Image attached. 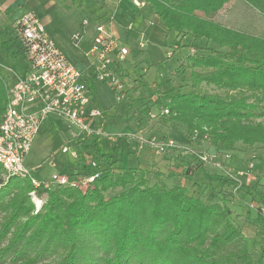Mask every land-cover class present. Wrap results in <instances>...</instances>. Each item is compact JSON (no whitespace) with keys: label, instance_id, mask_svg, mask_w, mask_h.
<instances>
[{"label":"trees","instance_id":"1","mask_svg":"<svg viewBox=\"0 0 264 264\" xmlns=\"http://www.w3.org/2000/svg\"><path fill=\"white\" fill-rule=\"evenodd\" d=\"M227 1L148 0L163 30L176 33L168 57L183 48L193 50L182 57L174 75L179 77L196 67L214 70L209 77L191 71L187 92H182L181 86L158 91V111H169L168 116L159 115L184 126L183 137L189 145H195L191 134L196 132L216 153L235 151L237 142L249 148L264 147V121L253 124L251 120L264 118V38L198 13L216 12ZM244 1L264 13V0ZM200 40L206 42L205 47L200 46ZM209 43L217 48H209ZM6 48L11 54H24L16 32L6 41ZM137 79L141 80L140 76ZM202 80L236 90L239 96L202 94L196 89L197 81ZM7 82V77L0 75V115L8 100ZM243 88L250 95L243 94ZM89 139L93 140L84 145V152L100 163L102 170L85 189L56 186L47 190L35 187L29 178L0 177V264H263L262 225L257 230L261 237L255 262L242 226L225 199L214 203L202 200L201 184L194 179L205 164L197 156L201 153L162 151L169 162L167 176L173 179L167 186L160 170L125 168L118 163L115 145L112 154L111 149L104 152L100 148L98 138ZM251 159L264 160V155ZM84 167L75 164L72 171ZM178 168L184 170L176 171ZM148 174L155 178L151 185ZM216 180L220 192L229 197L235 195L227 187H240L233 174L218 175ZM186 181L194 185L197 196L188 192ZM31 191L47 196L36 213ZM257 199L264 202V192Z\"/></svg>","mask_w":264,"mask_h":264},{"label":"rangeland","instance_id":"2","mask_svg":"<svg viewBox=\"0 0 264 264\" xmlns=\"http://www.w3.org/2000/svg\"><path fill=\"white\" fill-rule=\"evenodd\" d=\"M101 1L82 0L81 6L75 5L69 8L62 6L60 10L53 12L52 25L47 28V32L50 35L52 34L54 42L66 59L79 70L86 65V61L67 46L68 42L66 39L68 37L71 38L70 29L76 20L80 18L82 20L85 17L97 20ZM62 10H65V12ZM116 10V13L112 12L113 18L122 29L134 27L143 36L144 46L142 48L139 47L137 40H134L129 32L121 40L131 46L128 60L130 64L135 65L136 72L141 73L145 69L147 73L143 77V83H140L141 87L128 90V94L130 96L135 95L136 98L127 104L120 102L115 106V101L109 94V86L107 84L97 88L93 96V102L96 107L100 111H105L110 106L112 110L107 112L103 120L96 119L93 122L90 127L91 130L96 131L100 128L102 134L100 136L93 134L90 138H98L96 142L100 141L99 146L104 152H108L111 149L112 154H114L116 151L112 147L115 145L117 147L116 150H118L117 153L120 154L118 163L125 168L140 167L150 170L154 167L160 170L166 176L163 181L167 186L173 184V179L167 176L169 162L164 160V154L159 151V145L169 151L181 149L184 152L192 153V156L197 155L198 152L201 153L197 156L205 157V159H200L205 164L202 169L197 171L194 179L201 184L199 193H201L202 200L206 203H214L224 198L232 210V216L235 217L239 225L247 227L250 222L257 220L258 230L259 224L262 223V218L258 215L257 210L251 207V204L257 199L259 193L264 192V160H252L251 157L264 155V147L255 145L249 148L241 142H237L234 144L236 152L216 153L196 132L191 134V139L194 140L195 145H189L187 143L188 139L183 137L186 128L175 119H166V116L159 115L158 106L160 103L156 99L160 97H157V93L158 91L164 92L170 87L177 86H181L182 92H187L191 82V71L200 73L203 77H209L214 70L196 67L193 70H185L177 77L176 74L174 75L175 68L184 55L192 52L190 51L191 49L185 48L182 54L178 51L172 57H168L167 52L171 51L168 46L176 38V33L163 30L161 22L158 21L151 7L145 8L142 15L134 14V10L130 5L126 9L118 7ZM198 13L223 26L264 38V13L244 0H228L216 12L198 11ZM11 34H14V29L10 25H7V29L4 31L0 29V75L7 77L8 86L12 85L14 77L24 76L27 72L25 55L21 53L11 54L10 50L5 47L6 36L8 35L9 37ZM183 41L186 42V39ZM200 46L205 47L206 42L200 40ZM208 47L211 49L217 48L216 45L210 43ZM199 52L207 53L206 50H200ZM129 63L126 61L120 65L127 67L130 79H132L134 70L128 67ZM159 73L162 75H159ZM162 79H165L166 83H163ZM196 86V89L202 94H213L222 98L231 95L239 96L236 90L219 87L217 84L207 80L197 81ZM241 90L246 96L250 95V91H245L246 89L244 88ZM150 94L153 97L147 98ZM129 95L128 98H130ZM252 100L249 98L250 102ZM140 112H144V115L142 116ZM110 116H112V119H110ZM251 120L254 122L253 124H258L264 121V118L253 117ZM92 140L88 138L86 132L79 133L74 126H69L68 122L63 118L49 115L39 126L30 151L24 160V167L33 178L45 182H48L53 174L59 176L68 175L72 173V165L84 158L82 155L85 153L84 145ZM112 140L116 141L113 142ZM169 140L174 142L173 148L167 146ZM63 145L68 146V153L61 152V146ZM71 151L78 152L77 159L70 156ZM87 159L86 162L88 163L89 158ZM233 166L237 168L235 169ZM180 170L183 171L184 169H176V171ZM238 171H242L243 174L237 175ZM227 173L233 174L239 179V189L234 190L227 187L228 191L235 195L233 197L221 193L217 185V176ZM0 177L4 180L9 177L23 180L19 176H8L3 171L0 172ZM154 179V175H147L148 184L151 185ZM205 184L208 186L206 187ZM185 185L189 193L197 196L198 193L193 189L194 185L191 182L186 181ZM56 186L51 185L47 190L55 189ZM29 197L33 204L34 213L41 208L47 198L45 193L38 195L33 191L29 192ZM260 237L261 234L256 231L253 238L246 240L247 247L253 254L255 262L259 256L258 240ZM262 244L264 246V237Z\"/></svg>","mask_w":264,"mask_h":264},{"label":"built area","instance_id":"3","mask_svg":"<svg viewBox=\"0 0 264 264\" xmlns=\"http://www.w3.org/2000/svg\"><path fill=\"white\" fill-rule=\"evenodd\" d=\"M130 1L139 9L148 4V0ZM108 18L113 19L112 12L108 13ZM89 22L86 17L82 19V29L74 32L70 38L73 45H78ZM13 29L27 59V72L24 76H17L8 87V100L0 117L2 170L8 176L29 178L35 187L49 189L51 185H57L85 189L100 176L102 170L100 163L94 159L89 158L87 163L85 153L82 154L84 158L76 163L84 164L86 167L83 170L61 176L53 174L48 182L33 178L24 167V160L39 126L49 115L63 118L79 133L86 132L88 138L93 134L101 135L99 128L96 131L90 128L96 119L103 120L106 115L92 103L94 87L107 84L117 103L129 99V87L120 64L126 60L130 49L120 38L108 32L102 23L95 22L88 46L83 52L88 64L79 70L66 59L34 11H23L13 22ZM139 46L143 47V42ZM168 113L166 108L159 110V114ZM167 146L173 148L174 142L169 140ZM164 150L167 149L159 145V151ZM61 152L68 153V146H61ZM70 156L77 159L78 152L71 151ZM200 159L205 157L200 156ZM242 174V171H238L237 175ZM251 207L262 218L264 237V202L256 199Z\"/></svg>","mask_w":264,"mask_h":264},{"label":"crops","instance_id":"4","mask_svg":"<svg viewBox=\"0 0 264 264\" xmlns=\"http://www.w3.org/2000/svg\"><path fill=\"white\" fill-rule=\"evenodd\" d=\"M100 1V0H99ZM98 2V1H96ZM101 8H100V11L97 15V20H93L92 18H88L90 20L88 26H86V32L83 34L82 38L80 39L78 45H73L70 41V38L68 37L66 40H67V46H69L71 48V50L74 51L75 54H78L80 55L81 58L85 59L86 61V65L81 68V70H83L87 64H88V61L86 60V58L84 57V50L86 49V47L88 46V43H89V40H90V37H91V34L93 32V25L95 22H100L104 25V28L112 33L114 36L120 38V40L122 38H124L126 36V33H130V35L132 36V38L134 40H137V43L139 45L140 42H143L142 39H143V36L141 34V32L139 33L138 31H136V29L134 27L128 29V28H124L122 29L121 26L116 22V20H114V18L112 20H110L108 18V13H111V12H114L116 13V9L118 7L120 8H123V9H126L129 5L130 7L132 6L133 10H134V14H138V15H142L143 13V10L147 7H150V5H146L142 8H135L133 6V4L131 3L130 0H102L101 1ZM81 6L82 5V0H0V29L2 31L6 30L7 29V25H10V27L12 26L13 28V22L16 20V18H18V16L23 12V11H26V10H32L36 13V15L39 17L41 23L43 24L44 28L46 31L47 28L49 26H51V22L53 21V12L57 11V10H60L62 8V6H64L65 8H69V7H72V6ZM116 10V11H115ZM65 12V10H62ZM113 15V13H112ZM77 16H78V13H77ZM80 18V17H79ZM157 18V17H156ZM81 19V18H80ZM76 20L75 23L73 24V26L71 27L70 29V34H73L74 32H76L77 30H80L82 29V26H81V21L82 20ZM83 19V18H82ZM158 19V18H157ZM159 21V20H158ZM13 31V30H12ZM15 35V30H14V34L10 35L8 37V35L6 36V39L4 41V44H5V47H6V41L11 37V36H14ZM50 35V34H49ZM52 37V34L50 35ZM53 39V37H52ZM122 41V40H121ZM123 42V41H122ZM136 42V41H135ZM126 46L129 47L130 51H131V46L127 45V43L123 42ZM143 46H144V42H143ZM140 47V46H139ZM142 48V47H140ZM170 49V48H169ZM185 48H183L181 51H180V54L183 53V50ZM190 50V49H189ZM190 51L193 52V50L191 49ZM171 51H168L167 54L168 56L170 55ZM130 54V52H129ZM128 54V56H129ZM128 56L126 58L125 61L123 62H130L128 60ZM122 62V63H123ZM76 67V66H75ZM130 69L133 68L134 70V76L132 79H130V74L129 72L127 71V67L125 66H120L121 68V71L123 72V74L125 75L126 77V80H127V85L129 87V89L131 90H134V88L136 87H141V84L143 83V77L145 76V74L147 73V70L143 69V71L141 73H137L136 72V67L135 65H132L129 63V66H128ZM144 72V73H143ZM159 75H162L159 73ZM14 76V75H13ZM138 76H140L141 80H138ZM17 77V76H16ZM16 77L13 78V82L15 81ZM137 79V80H136ZM142 82V83H141ZM141 83V84H140ZM101 85H105V84H99V85H96L94 88V93H93V96L97 90L98 87H100ZM134 87V88H133ZM108 91H109V94L110 96L114 99V95L112 93V91L110 90V88L108 87ZM129 94H127V97H128ZM129 99L123 101V103H130L132 101V99H135L136 96L133 95V96H130L129 95ZM132 97V98H131ZM115 101V100H113ZM92 103L95 105V103L93 102V97H92ZM115 103V106H117L119 103L117 102H114ZM96 106V105H95ZM112 109L109 107H107V109L104 112V114H107V112H110ZM117 111V110H116ZM115 111V112H116ZM110 119H112V116H110ZM100 129V128H99ZM101 131V130H100ZM102 134V133H101ZM76 135V134H75ZM113 142H115L116 140H112ZM97 143L99 144L100 141H97ZM237 150L235 151H230L231 153H234L236 152ZM77 163V162H76ZM75 163V164H76ZM73 164V165H75ZM72 165V167H73ZM234 167V166H233ZM235 169L237 167H234ZM252 220V219H251ZM254 220V218H253ZM256 221L255 220L254 222H250L247 227H244L242 226V231L244 233V235L248 238H253L256 231H257V225H256ZM247 231V232H246Z\"/></svg>","mask_w":264,"mask_h":264}]
</instances>
